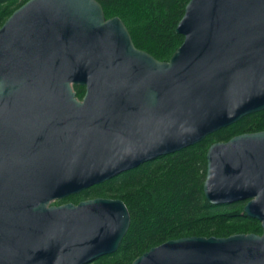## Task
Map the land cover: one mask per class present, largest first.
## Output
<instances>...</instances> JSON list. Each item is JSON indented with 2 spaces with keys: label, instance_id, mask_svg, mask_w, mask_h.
<instances>
[{
  "label": "water",
  "instance_id": "water-1",
  "mask_svg": "<svg viewBox=\"0 0 264 264\" xmlns=\"http://www.w3.org/2000/svg\"><path fill=\"white\" fill-rule=\"evenodd\" d=\"M176 31L161 61L98 0H29L0 28V264L117 252L122 199L52 202L264 110V0H190ZM204 193L245 202L263 233L171 239L132 264H264V130L209 147Z\"/></svg>",
  "mask_w": 264,
  "mask_h": 264
},
{
  "label": "trees",
  "instance_id": "trees-1",
  "mask_svg": "<svg viewBox=\"0 0 264 264\" xmlns=\"http://www.w3.org/2000/svg\"><path fill=\"white\" fill-rule=\"evenodd\" d=\"M27 1L0 0V28ZM98 1L107 18L119 16L126 23L138 48L161 61L170 60L184 41L176 28L190 0ZM75 89L82 98L84 87ZM263 130L264 110L243 117L196 145L91 187L94 197L122 199L131 214V225L119 250L92 263L132 264L151 248L171 239L254 232L259 221L244 213L245 202L211 204L205 196L204 183L207 152L213 143Z\"/></svg>",
  "mask_w": 264,
  "mask_h": 264
},
{
  "label": "flooded vegetation",
  "instance_id": "flooded-vegetation-1",
  "mask_svg": "<svg viewBox=\"0 0 264 264\" xmlns=\"http://www.w3.org/2000/svg\"><path fill=\"white\" fill-rule=\"evenodd\" d=\"M96 198H105V197H100V196H95L94 197V196H92L91 187H89V188L84 189L83 191H81L79 193H75V194L69 195V196H67L65 198L56 199L54 202H52V204L53 205H64V204L72 203V204L78 205V204H80L83 201L96 199Z\"/></svg>",
  "mask_w": 264,
  "mask_h": 264
},
{
  "label": "rangeland",
  "instance_id": "rangeland-1",
  "mask_svg": "<svg viewBox=\"0 0 264 264\" xmlns=\"http://www.w3.org/2000/svg\"><path fill=\"white\" fill-rule=\"evenodd\" d=\"M256 229H255V231L254 232H252V233H257V234H262L263 233V228H262V224H261V222L259 221V223L258 224H256ZM254 227V228H255ZM260 228V229H259ZM247 234H249V233H247ZM90 264H94V263H90Z\"/></svg>",
  "mask_w": 264,
  "mask_h": 264
}]
</instances>
